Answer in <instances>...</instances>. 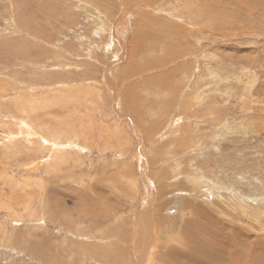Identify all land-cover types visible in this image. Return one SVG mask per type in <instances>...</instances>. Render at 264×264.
Returning <instances> with one entry per match:
<instances>
[{
	"label": "rangeland",
	"instance_id": "374dc122",
	"mask_svg": "<svg viewBox=\"0 0 264 264\" xmlns=\"http://www.w3.org/2000/svg\"><path fill=\"white\" fill-rule=\"evenodd\" d=\"M196 235L264 251V0H0V264Z\"/></svg>",
	"mask_w": 264,
	"mask_h": 264
},
{
	"label": "bare ground",
	"instance_id": "6f19581e",
	"mask_svg": "<svg viewBox=\"0 0 264 264\" xmlns=\"http://www.w3.org/2000/svg\"><path fill=\"white\" fill-rule=\"evenodd\" d=\"M202 225L205 227L204 224H202ZM186 227H187V225H186ZM207 227H208V225H207ZM222 231H223V228L220 230L221 234L223 235ZM209 234H211L214 237H221L222 236L218 231L217 232L213 231V233L209 232L208 237H211V236H209ZM205 235L207 236V234H205ZM225 239H226L225 243H229L228 246H230L233 249L234 257H236V260H233V261L228 260V264H264V251L263 250L259 249L260 253L262 254L261 256H259V257L251 256V253H258V252H250L248 250V245H246V244H244V246L242 247V249H244V251L240 252L237 250V246L232 241L228 242L229 236H226ZM206 241L207 240H205L201 235L195 236V241H194V243L192 242L193 244L191 245L193 247V249H191V253H190L189 257L187 256L188 254L186 255L188 257L189 264H226L227 260L223 256L222 248L221 249L219 247L215 248L210 241H209L210 243H207ZM179 242H180V240H179ZM184 244H187V243L185 242ZM184 244L182 242L181 245H184ZM192 247H190V248H192ZM171 249L174 250L173 248H171ZM185 249H187V248H185ZM242 253H246L245 256ZM247 253H249L248 259L246 258ZM168 255L169 256L167 258H171L173 261V264H180V258L184 257L180 254H177L175 252H170V251L168 252Z\"/></svg>",
	"mask_w": 264,
	"mask_h": 264
}]
</instances>
